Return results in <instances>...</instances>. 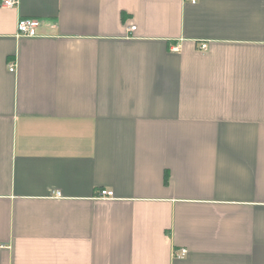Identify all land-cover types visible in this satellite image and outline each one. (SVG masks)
Wrapping results in <instances>:
<instances>
[{"label": "crops", "instance_id": "0c3cea01", "mask_svg": "<svg viewBox=\"0 0 264 264\" xmlns=\"http://www.w3.org/2000/svg\"><path fill=\"white\" fill-rule=\"evenodd\" d=\"M0 243V264H264V0L0 4Z\"/></svg>", "mask_w": 264, "mask_h": 264}, {"label": "built area", "instance_id": "2783aa9c", "mask_svg": "<svg viewBox=\"0 0 264 264\" xmlns=\"http://www.w3.org/2000/svg\"><path fill=\"white\" fill-rule=\"evenodd\" d=\"M191 3H195L196 0H190ZM0 4L5 7H13L17 4V0H0ZM40 26V20L37 18H20L17 21V34L20 36H36L37 35V29ZM136 27L132 26L130 27V30H134ZM175 50L178 49V45H175L173 47ZM208 48L207 43H202L200 45L201 50H206ZM15 65L9 64V70L14 71ZM56 196H59L60 193L56 192ZM99 195L102 198H111L113 197V191L101 189L99 191ZM6 247L4 244L0 243V250L2 248ZM187 253V250L185 248L180 249L179 251H174V256L177 258H183Z\"/></svg>", "mask_w": 264, "mask_h": 264}, {"label": "trees", "instance_id": "16d2710c", "mask_svg": "<svg viewBox=\"0 0 264 264\" xmlns=\"http://www.w3.org/2000/svg\"><path fill=\"white\" fill-rule=\"evenodd\" d=\"M164 183H167V175L164 177Z\"/></svg>", "mask_w": 264, "mask_h": 264}]
</instances>
